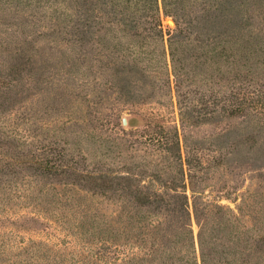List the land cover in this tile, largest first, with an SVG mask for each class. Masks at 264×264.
<instances>
[{
    "label": "rangeland",
    "instance_id": "374dc122",
    "mask_svg": "<svg viewBox=\"0 0 264 264\" xmlns=\"http://www.w3.org/2000/svg\"><path fill=\"white\" fill-rule=\"evenodd\" d=\"M209 1L238 3L257 18L262 62L222 80L201 64L186 79L195 107L183 117L175 88L163 85L152 61L141 63L146 84L93 79L89 46L71 45L70 0H0V264H116L126 242L117 232L127 215L121 203L134 199L105 191L102 179L128 174L141 189L166 192L164 200L184 192L191 202L196 194L197 202L232 209L264 239V108L229 116L215 98L231 84L264 90V0ZM161 15L174 29V16ZM6 62L14 65L9 73ZM158 133L167 143L150 141ZM45 144L63 148L82 175L45 176L26 162L16 173L6 169L8 158L43 156ZM192 223L197 233L193 209ZM256 250L264 256V244Z\"/></svg>",
    "mask_w": 264,
    "mask_h": 264
},
{
    "label": "trees",
    "instance_id": "16d2710c",
    "mask_svg": "<svg viewBox=\"0 0 264 264\" xmlns=\"http://www.w3.org/2000/svg\"><path fill=\"white\" fill-rule=\"evenodd\" d=\"M70 2L74 9L70 44L73 48L78 45L81 51L84 45L89 46L84 50L89 55L93 79L102 77L113 81L112 78L118 77L123 88L130 87L132 81L134 86L142 80L146 84L147 65L141 63L152 61L150 65L164 78L163 85L175 88L183 117L195 107L187 80L190 75L201 73V64L211 65L222 80L228 74H237L240 68L245 70L250 62L258 59L262 49L263 35L256 26L257 18L242 13L238 3L221 5L209 0ZM162 10L174 16V29L164 27ZM11 63L6 62L8 73L14 66ZM248 70L251 71L252 66ZM6 79V88H9L13 80L9 76ZM231 85L229 91L219 89L215 97L223 113L236 116L264 108V90L256 87L259 84L255 87L251 83ZM121 125L124 127L123 118ZM166 140L164 133L150 137L151 142L158 144H165ZM41 149L43 156L32 160L8 158L6 169L12 166L11 170L16 173L14 166L26 162L45 176L82 175L77 162L64 158L63 148L45 144ZM187 163L191 165L190 157ZM81 178L87 180L86 176ZM132 178L131 174L120 176L117 183L115 177L102 179L105 191L121 189L134 199L132 204L121 203L127 215L125 220L122 218L117 232L126 242L119 248L116 264H264V256L256 250L259 244H264V239L250 235L251 228L245 226L232 209L209 201L197 202L196 194L191 202L184 192H176L178 199L173 202L164 200L166 192L141 189L134 185ZM129 207L136 214H130ZM192 209L198 223L197 233L192 223Z\"/></svg>",
    "mask_w": 264,
    "mask_h": 264
},
{
    "label": "water",
    "instance_id": "95a60500",
    "mask_svg": "<svg viewBox=\"0 0 264 264\" xmlns=\"http://www.w3.org/2000/svg\"><path fill=\"white\" fill-rule=\"evenodd\" d=\"M123 124L126 125L127 124V118H123Z\"/></svg>",
    "mask_w": 264,
    "mask_h": 264
}]
</instances>
